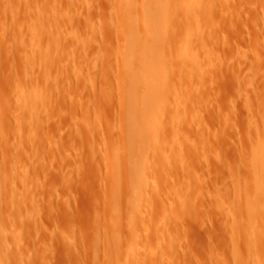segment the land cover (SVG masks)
<instances>
[{
	"label": "rangeland",
	"instance_id": "rangeland-1",
	"mask_svg": "<svg viewBox=\"0 0 264 264\" xmlns=\"http://www.w3.org/2000/svg\"><path fill=\"white\" fill-rule=\"evenodd\" d=\"M125 21L118 0H0V259L108 264L136 218L135 262L253 264L239 191L264 139V0H172L174 86L141 212L126 205Z\"/></svg>",
	"mask_w": 264,
	"mask_h": 264
},
{
	"label": "bare ground",
	"instance_id": "bare-ground-1",
	"mask_svg": "<svg viewBox=\"0 0 264 264\" xmlns=\"http://www.w3.org/2000/svg\"><path fill=\"white\" fill-rule=\"evenodd\" d=\"M134 1L135 0H118L119 11H121L124 15V18H126L124 30L120 29L118 30V32H119V35L123 37V45H122L121 53L123 55L124 64L122 66H123L124 74L122 73L121 74H122V77L124 75L128 77V84H127L128 87L126 89L127 90L126 101L128 103L129 108L127 112L125 111L127 113L126 114L127 116H126V120L124 119L127 125L122 123L126 127V134H127V137H126L127 144H125L126 146L123 143L122 144L125 147L124 148L125 152H127V154L126 153L125 154L129 155V156H126L127 158L126 160L127 168L126 169L128 171L126 175L127 177L126 182H128L126 186V205H127V208H129L132 205H133V208L136 206L135 209L137 211H140L142 210V206H143L142 202L146 199L148 195V191H149L148 183L145 181V178H144L145 177L144 175L146 172L143 169L144 165L146 164L145 163L146 160L141 157L143 154H145V152L150 151L151 145L149 141H151V139L154 138V129H153L154 125L157 122L159 123L162 111L165 112V106L168 103V102L166 103V100H168L166 99L167 97L166 94H168V91L171 89V87L173 90V86H174L172 84L173 82L171 81L172 77H170V74H169V71L172 66V58L171 57L168 58V56L165 55V46H167L169 42L172 43V30H171V34H169L170 27L168 26L170 23H172V0H142L141 12L139 11L140 12L139 14L133 13L132 11ZM184 2H185L186 8L191 7L192 0H184ZM201 8H203V6L200 7V10ZM204 9H206V7ZM140 25H142L143 27V33L138 32V27ZM182 53L185 54L186 49ZM123 84L124 83H122L121 85ZM261 126L263 129L264 125H261ZM123 129L125 130V128ZM256 133H257V130H256ZM256 136L254 138H258ZM256 143H257V139H256ZM117 156H118V153H117ZM252 157L253 158L251 159H253L252 160V177L253 178H252V186L250 187L251 189L246 190L245 188L243 192L239 191L240 192L239 195L240 196L243 195V197L245 198V202H246L245 208L247 212V217L249 216L248 217L249 220H247L248 227L246 225V228L248 229L247 232H249L252 236V237L250 236L251 238L248 241V245H249V248L252 250V252L254 251L253 255H255L254 256L255 258L254 260L252 259L253 264H264V259L260 258V256L258 258V252H256L259 246H262V247L264 246V219H262L264 216V139H263V136H262V139L259 140V142L257 143V146L255 147L253 151ZM116 165H118L119 167L118 163ZM118 172H119V168H118ZM122 176L123 175L121 173V177ZM124 181H123V184H124ZM114 195L116 196V193ZM119 196H120V193H119ZM114 198L115 200H118V198L117 199L116 197ZM119 202H120V199H119ZM115 205L113 206V209ZM131 210L135 211L133 209ZM132 211L129 210V212H132ZM258 214L260 215V217L262 216L261 217L262 222L259 228H258L259 225L257 226ZM135 219L131 220V222L128 221L130 222V225H131L130 226L131 231L128 234V240L126 238L127 241L122 242L121 240L116 238V240L112 239L113 243L109 247L107 246L108 249L105 255V262L107 260L108 264H142V261L135 262V261L140 260V259L138 260L136 259L139 258L140 255L142 254V251H141L142 249L140 250V246L137 242V239H139L137 238L138 237L137 230L139 226L138 225L139 221L136 222ZM260 229H262V231H260ZM6 240L7 239H5V241ZM2 244L4 245V243H1L0 245ZM149 248L150 247L145 248V250H147L146 252H148ZM137 255L138 257L135 258ZM247 255L249 257V254ZM0 264H3L1 259H0Z\"/></svg>",
	"mask_w": 264,
	"mask_h": 264
}]
</instances>
